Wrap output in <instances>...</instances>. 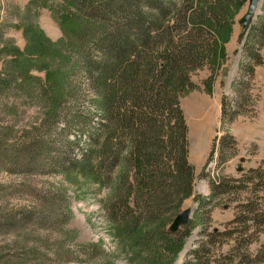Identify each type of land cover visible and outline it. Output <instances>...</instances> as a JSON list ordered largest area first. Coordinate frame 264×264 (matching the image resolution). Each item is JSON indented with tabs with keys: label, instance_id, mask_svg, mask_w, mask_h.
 Masks as SVG:
<instances>
[{
	"label": "trees",
	"instance_id": "16d2710c",
	"mask_svg": "<svg viewBox=\"0 0 264 264\" xmlns=\"http://www.w3.org/2000/svg\"><path fill=\"white\" fill-rule=\"evenodd\" d=\"M60 1L73 7L80 23L70 39L58 44L59 67L50 64L55 77L43 82L28 71L7 69L6 80L0 82V94L49 105L22 141L14 137L16 125L0 122V169L9 175L78 170L108 186L123 164L108 215L127 235L141 240L133 244L139 247V264H173L197 224L202 226L201 240L183 264H264V245L254 254L248 250L264 233V211L257 203L264 201L259 195L264 170L237 180H211L210 200L193 197L199 217L177 233L169 231L183 203L193 196L196 177L187 157L188 131L179 100L198 89L190 75L205 67L211 73L203 86L211 93V81L227 58L224 46L235 17L247 0ZM2 41L0 34V46ZM240 43L243 56L252 62L242 67L243 75L252 77L254 67L263 63L264 19L241 30ZM79 77L87 84L85 90L76 82ZM85 99L97 107L94 124L74 112ZM20 109L14 107V118ZM221 110L229 121L239 114V109L227 114L224 102ZM229 143L227 138L221 141V153ZM239 191L253 197L240 204ZM212 199L237 203L224 232L205 230ZM230 240L232 248L214 258L213 249Z\"/></svg>",
	"mask_w": 264,
	"mask_h": 264
},
{
	"label": "rangeland",
	"instance_id": "374dc122",
	"mask_svg": "<svg viewBox=\"0 0 264 264\" xmlns=\"http://www.w3.org/2000/svg\"><path fill=\"white\" fill-rule=\"evenodd\" d=\"M246 6L247 1L235 17L232 34L224 46L227 58L222 72L211 81V93L203 86L211 73L205 67L190 75L198 89L179 100L188 131L187 157L196 176L193 196L183 203L180 212L191 208V220L199 217L201 211L193 197L210 200L211 180H237L252 170H264V49L260 51L262 65L254 67L252 77L244 76L242 67L249 61L243 56L242 43L238 44L242 29L237 21ZM260 19H264V0L257 5L249 26L258 24ZM79 23L78 13L60 0H0V82L6 80L7 69L28 71V75L43 82L51 81L55 77L51 65L59 67L58 44L70 39ZM82 80L79 77L76 82L85 90L87 84ZM24 100L18 94H0V122L16 125L18 133L14 137L21 141L49 108L43 102ZM87 100L74 112L92 118L94 124L98 120L97 107ZM223 102L229 108L227 114L239 109L233 121L222 118ZM15 106L21 109L14 118ZM224 138L230 143L221 153ZM75 158H79L77 153ZM221 158L226 159L222 165ZM122 169L123 164L108 186H99L78 170L9 175L0 169V264H139L135 259L139 247L133 244L141 240L127 235L108 215L109 199L120 184ZM202 172L205 176L199 178ZM259 195L264 198V190ZM236 196L240 197V204L253 197L243 191ZM257 203L264 211V201ZM236 204L212 199L206 232L226 231ZM194 228L181 251L184 256L180 253L173 264H183L201 240L198 234L202 226L197 224ZM263 245L264 233L248 250L254 254ZM232 246L231 240L223 242L217 250L213 249V257L226 254ZM99 249L103 251L100 256L95 253Z\"/></svg>",
	"mask_w": 264,
	"mask_h": 264
},
{
	"label": "water",
	"instance_id": "95a60500",
	"mask_svg": "<svg viewBox=\"0 0 264 264\" xmlns=\"http://www.w3.org/2000/svg\"><path fill=\"white\" fill-rule=\"evenodd\" d=\"M259 2L260 0H247L246 11L237 21L238 26L242 30L247 29L250 22L253 20ZM192 212L191 208H186L177 214L169 226V231L171 233H177L181 228L186 226L191 219Z\"/></svg>",
	"mask_w": 264,
	"mask_h": 264
},
{
	"label": "bare ground",
	"instance_id": "6f19581e",
	"mask_svg": "<svg viewBox=\"0 0 264 264\" xmlns=\"http://www.w3.org/2000/svg\"><path fill=\"white\" fill-rule=\"evenodd\" d=\"M185 253H181L182 256H184Z\"/></svg>",
	"mask_w": 264,
	"mask_h": 264
}]
</instances>
